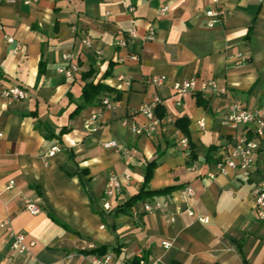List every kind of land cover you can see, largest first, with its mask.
Returning a JSON list of instances; mask_svg holds the SVG:
<instances>
[{"label":"crops","instance_id":"0c3cea01","mask_svg":"<svg viewBox=\"0 0 264 264\" xmlns=\"http://www.w3.org/2000/svg\"><path fill=\"white\" fill-rule=\"evenodd\" d=\"M163 7L168 9L161 14ZM219 7L226 15L210 27L206 12ZM0 21V264H93L101 256L80 251L101 245L115 264H130L135 256L143 257L142 264H245L244 257L248 264H264V221L257 219L252 195L264 180V137L249 179L216 168L241 130L223 124L232 103L239 99L249 109H264V0H7L0 1ZM133 28L141 37L121 47L119 39ZM150 29L156 38L145 40ZM66 51L79 55L80 70L71 79L57 72ZM132 52L138 60L128 57ZM122 56L125 62H119ZM153 76L166 80L156 86L149 82ZM192 78L217 80L228 92L175 94L174 83ZM100 80L114 90L83 102L84 86ZM14 85L25 89V99L3 95ZM197 94L207 107L197 104ZM106 95L116 110L101 105ZM155 95L166 110L161 126L150 136L133 133L123 120L146 125L139 109ZM96 113L97 130L91 131L85 123ZM183 117L197 147L190 164V149L181 145L184 135L175 124ZM64 127L71 130L61 138L50 136ZM112 140L130 153L105 148ZM210 145L217 149L207 161ZM55 146L59 150L45 157ZM150 160L157 164L152 190L181 188L114 216L113 209L140 190ZM113 172L123 190L110 198L104 191ZM187 185L196 190L190 201L196 216L208 221L185 211L174 222L168 213L143 211L153 198H169L170 209L186 207L180 190ZM26 198L41 211H27ZM48 211L81 236L55 223ZM15 233L35 242L29 255L13 249ZM165 240L173 244L168 249Z\"/></svg>","mask_w":264,"mask_h":264},{"label":"built area","instance_id":"2783aa9c","mask_svg":"<svg viewBox=\"0 0 264 264\" xmlns=\"http://www.w3.org/2000/svg\"><path fill=\"white\" fill-rule=\"evenodd\" d=\"M7 1V0H0ZM31 0H27V3H30ZM134 8H132L133 10ZM168 8L163 7L161 9V14H164ZM206 15L211 18L208 25L213 27L216 23L221 22V20L226 15V10L223 7H219L217 9H210L206 12ZM0 21V27H1ZM140 33L138 29H131L126 36H123L119 39L118 44L121 47H127L128 43L132 39L140 38ZM143 38L145 40H154L156 38L155 31L150 29ZM9 42H13L14 39L12 37L7 38ZM83 43L91 47L92 42L90 39H84ZM128 57L131 60H138L139 56L137 53H129ZM127 57L122 56L119 57V62H125ZM63 63L57 66V72L64 75L66 78L71 79L74 78L75 75L80 70L79 65V55L74 51H66L62 54ZM121 80L126 82V85H130L131 82L129 79L120 75ZM166 80L165 76H153L150 78V83L156 86H161L164 84ZM173 90L177 95H183L189 92H201V93H210L216 96H222L227 94V87L221 85L217 80H201L198 81L196 78H192L189 80H184L180 82H176L173 84ZM3 95L7 98L22 100L27 97V93L22 86L14 85L4 89ZM163 99L159 95H155L149 101L143 103V105L139 109V113L144 115L148 119V123L146 125H138L133 122L131 119L126 118L123 120V125L130 126V129L133 133L138 135H152L157 131V129L161 126L162 119L159 118L156 114L157 108L162 105ZM101 105L104 108L110 110H116L118 104L113 99L111 95H106L103 97ZM99 114H93L90 119H88L85 123V127L91 131H96L97 126L96 123L99 119ZM223 124L231 129L240 130L234 145L232 148L218 161L216 164V168L219 174L228 176L231 174V171H238L241 176L245 179H249L252 174L253 164L256 160V154L261 148V141L264 137V109L262 108H253L249 109L245 106V104L236 99L232 105L229 107L228 112L225 115ZM199 125L201 127L204 126V121H200ZM251 132V134L249 133ZM2 136V133H0ZM180 143L183 147L189 148V139L187 137H182ZM105 148L116 150L123 154H129L130 149L126 145L119 143L116 140L108 141L104 143ZM59 148L57 146L53 147L48 153L45 154V157L49 158L58 151ZM215 173H209L211 178L215 177ZM125 177L127 179L130 178V174L128 172L125 173ZM13 184V181L10 182ZM123 190V182L121 180V176L117 173H111L108 177V182L106 189L104 191L105 195L113 198L120 194ZM181 198L185 202L184 204H176L173 209L171 208L172 202L169 198L166 199H158L153 198L147 201L144 204L143 211L146 213L150 212H159V213H168L171 215V220L174 222L176 217L182 212H186L191 217H196L200 221H208L207 218H202L196 216V213L190 205V201L196 196V190L193 186L187 185L181 190ZM252 195L254 197V209L256 212L257 219L259 221H264V180L256 183L252 190ZM25 209L33 214H37L41 211L40 205L33 202L31 199L26 198L25 201ZM9 224V223H7ZM165 248H170L173 244L169 240H165L162 242ZM13 249L18 251L21 254L29 255L35 246V242H26V235L24 233H15L13 240ZM114 256L110 253L102 255L101 257H96L93 260V264H115Z\"/></svg>","mask_w":264,"mask_h":264},{"label":"trees","instance_id":"16d2710c","mask_svg":"<svg viewBox=\"0 0 264 264\" xmlns=\"http://www.w3.org/2000/svg\"><path fill=\"white\" fill-rule=\"evenodd\" d=\"M88 74H91V73H88ZM109 74H110V71H108L105 74V76H107ZM113 90L114 89L112 87L102 83L101 80L98 82L91 81L84 86L81 98H82V101L85 102L86 100L93 98V97L97 96L98 94H101L104 91H109V92L111 91L112 92ZM197 104L199 106H205V107L208 106V103L205 100H203L201 94H197ZM85 106H86L85 103H81L79 105V108L83 109ZM156 114L159 118L162 119L166 114L165 108L163 106H159L156 110ZM175 124L181 130V133L189 139V149H190V155H191V159L189 161V164H190L193 161L197 160L198 156L196 154V148L197 147L190 140V133H189V129H188V124H189L188 119L186 117L180 118V119L176 120ZM70 130H71L70 127H64L61 129L59 134H52L50 136L61 138L63 134L69 132ZM216 149H217V146H215V145H210L207 147V149H206V160L207 161L211 160V154ZM219 160H221V159H219ZM156 166H157V164H156L155 160L147 161L146 168H145L146 173H145V177H144V180L142 182L140 190L136 194H134L133 196L129 197L126 200V202L116 206L113 209V215L114 216L129 215L132 212L134 206L138 202H140L146 198L156 196V195H165V194L171 193V192L181 188V185H173V186L166 187V188L160 189V190H152L150 188V182H151V179L153 177V171H154ZM48 216L55 223L61 225L67 231L81 236L78 231H76L75 229H73L72 227H70L69 225L64 223L63 221H61L53 213L48 211ZM244 244H245V241L237 242V247L242 254L244 253ZM114 250H117V249H114ZM107 251H108V247L105 245H101V246L96 247V248L91 249V250L80 251V253L87 255V256L88 255L102 256V255H105L107 253ZM143 260H144L143 257L135 256L131 260L130 264H142ZM244 262H245V264H248V261L245 257H244Z\"/></svg>","mask_w":264,"mask_h":264}]
</instances>
